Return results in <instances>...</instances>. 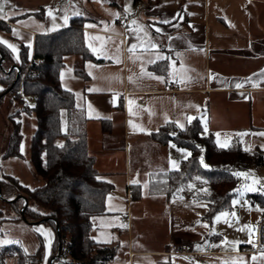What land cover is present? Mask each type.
<instances>
[{
	"label": "crops",
	"instance_id": "crops-1",
	"mask_svg": "<svg viewBox=\"0 0 264 264\" xmlns=\"http://www.w3.org/2000/svg\"><path fill=\"white\" fill-rule=\"evenodd\" d=\"M79 3L93 18L84 23V41L98 61L66 55L61 84L68 77L63 87L74 93L76 106L86 113L87 147L98 177L113 186L104 213L91 217L90 231L96 242H118L110 264H264L260 209L249 202L233 204L234 196L231 209L208 221L207 201L193 192L166 197L149 191L151 174L177 168L172 160L181 161L189 153L151 138L167 122L179 121L185 128L188 117L198 118L217 146L237 140L244 150L264 155V0ZM37 13L14 9L4 13L7 19L0 18L10 26L8 32L0 30V40L17 51L1 44L14 56L21 44L32 48L37 34L57 30L46 29ZM142 67L153 76H142ZM5 99L6 115L21 108L11 96ZM101 119L109 120L108 132ZM20 122L22 157L2 160L1 171L28 187L39 186L43 179L29 159L34 118L21 113ZM133 185L140 187L138 199L132 197ZM222 212L229 214L227 223L224 217L216 220ZM251 222L256 224L254 239ZM231 233L241 236L234 239ZM258 238V249L249 251ZM173 241L187 242L192 253H170Z\"/></svg>",
	"mask_w": 264,
	"mask_h": 264
},
{
	"label": "trees",
	"instance_id": "trees-1",
	"mask_svg": "<svg viewBox=\"0 0 264 264\" xmlns=\"http://www.w3.org/2000/svg\"><path fill=\"white\" fill-rule=\"evenodd\" d=\"M89 20L92 18L73 16L66 27L37 34L32 48L21 44L16 56L0 43V55L3 57L0 64V104L7 96L21 104L20 109L5 116L7 142L0 154V191L3 197L21 195L27 199V204L21 210L23 199L0 201L18 214L19 219L23 215L35 222L28 224L48 223L55 234L58 231L59 238L66 246L64 264H110L119 247L118 242L99 243L90 235L91 217L104 213L105 199L113 186L98 179L94 156L87 147L86 113L76 106L74 93L61 84L66 55L75 54L83 60L98 61L84 41L83 27ZM9 28L8 23L0 20L1 31L8 32ZM12 65L19 68L17 80L16 70H9ZM76 73L81 75L83 72L79 70ZM19 91L24 97L18 94ZM25 97L33 100L31 106L25 103ZM21 113L34 118L29 159L35 173L43 179V183L35 187H28L17 177L1 171L2 160L22 157ZM101 123L103 131L108 132L109 120L101 119ZM150 136L159 144L171 142L190 153L177 168L151 174L150 193L170 197L191 191L195 197L207 201L205 217L208 221L215 213L231 209L239 184L235 171L264 164L260 150H244L237 140H233L227 148L217 146L213 135L204 133L198 118L190 120L183 129L173 122H167ZM201 158L209 165L208 168L203 167ZM140 195V187L133 185L132 197L138 199ZM245 197L250 204L260 208V237L264 226V194L247 193ZM7 213L0 207V220L6 219L4 215ZM37 240V247L32 253L18 245L2 247L0 264H6L10 258L15 260V264H42V242L40 237ZM57 245L56 234V248ZM160 264L172 263L164 260Z\"/></svg>",
	"mask_w": 264,
	"mask_h": 264
},
{
	"label": "rangeland",
	"instance_id": "rangeland-1",
	"mask_svg": "<svg viewBox=\"0 0 264 264\" xmlns=\"http://www.w3.org/2000/svg\"><path fill=\"white\" fill-rule=\"evenodd\" d=\"M107 2H111V0H106ZM114 1V0H112ZM116 3L120 4L122 3V0H115ZM14 9L18 10H27V11H36L38 10L39 17L38 19H41L45 23L46 29H49L52 31V29H61L63 28L62 23L64 21V17H73L77 15H86V17H89L87 13H85V10H83L81 4L79 3V0H8V3L4 5V13L7 11H12ZM49 12H51V15H49ZM93 20V18H92ZM56 31V30H55ZM5 67V66H4ZM68 77H65V80H63V86H68ZM8 97V96H7ZM7 99H3V103L0 105V154L2 151L6 148V142H7V129L8 126L6 122V113L7 109L4 107V103H6ZM25 103L28 105L33 104V100H27L25 98ZM186 157V156H185ZM264 157V155H263ZM180 158L176 160H172V162H175L176 167L179 166ZM173 165V163H172ZM2 168V167H1ZM245 173L246 175L243 176H237L239 180V184L236 188V195L233 199V201L237 202H246L248 203L246 199L247 193H254V192H260L264 194V164L258 167H253L244 171H235ZM246 186H251L255 191H247ZM21 195H15L12 197H4L6 200L1 199V201L4 202H12L22 199V197H18ZM0 201V207L4 209L5 212H8L4 215L6 219L0 220V241H11L10 243H0V249L4 246L8 245H18L22 247L26 252L32 253L35 251L37 247L38 240L37 238H41L42 247H43V261L42 264H49L51 261V258L55 256L57 252L56 248V234L54 228L48 224L39 222L36 224H28L25 221H23V215L22 219L18 218V214H15L14 211H11L8 205L2 203ZM249 204V203H248ZM255 208L260 209L257 205H253ZM21 210H23V205L21 207ZM43 228V232H38L36 229ZM255 229L256 224L251 222L250 225V235L254 239L255 237ZM231 233L230 237L238 238L241 235ZM235 241V240H234ZM254 241V240H252ZM56 248V251H55ZM55 251V253H54ZM65 258L62 254L58 259L53 260V264H64ZM6 264H15V260L13 258H10L7 260Z\"/></svg>",
	"mask_w": 264,
	"mask_h": 264
},
{
	"label": "snow or ice",
	"instance_id": "snow-or-ice-1",
	"mask_svg": "<svg viewBox=\"0 0 264 264\" xmlns=\"http://www.w3.org/2000/svg\"><path fill=\"white\" fill-rule=\"evenodd\" d=\"M7 3H8V0H0V18H4V19H7V18H8V15L4 14V11H3V9H4V5L7 4ZM49 15H51V12H49ZM63 19H64V22L67 23V21H68V17L65 16ZM164 23H167V21H164ZM157 31H159V29H157ZM13 32H14V34H16V31H15V30H13ZM0 43H4V44H6L9 48L12 49L13 52H16V51H17L15 45L9 44L8 41H6V40H0ZM90 47H91V46H90ZM152 47L155 48L156 45L153 44ZM134 48H135V45H133V48L130 49V51L133 50ZM93 51L95 52L96 50L93 49ZM156 58H157V59H164V57H160V56H157ZM154 62H155V61H153V60H149V63H154ZM141 75H142V76H143V75H147V76H150V77L153 76L152 73L146 72V70H145L143 67H142V69H141ZM61 76H62V78H63V74H61ZM154 78H156V79H162V77H154ZM239 86H240V85H237V87H239ZM93 90H94V89H90V91H93ZM130 103H131V101H130ZM188 119L191 120L192 117H188ZM176 123H177V126H178V127H181V128L184 127V125L181 124L179 121H177ZM173 135H175V133H173ZM217 143L219 144L220 142L217 141ZM220 146H221L222 148H227V147H228V144H227V143H223V144H220ZM172 147H175V145H172ZM21 151H23V146H21ZM178 151H180V152H185L186 150H185V149H178ZM188 155H190V153H188ZM172 163H173V167H176L175 162H172ZM201 164H202L203 167H205V168H208V167H209V165H207V164L204 163L203 158H201ZM234 174L237 175V176H243V175H246L245 173H242V172H237V173H234ZM98 179H99V177H98ZM197 179H199V177H197ZM133 182L135 183V181H133ZM246 190H247V191H255L256 189H254V188L251 187V186H246ZM236 202H237V201L234 200V201H233V204H235ZM228 215H229L228 213H226V212H222V213H220V214L216 217V220H220L221 217H224V218H225V222L227 223V222H228V220H227ZM231 215H232V216H235V213L233 212ZM122 226H123V225H122ZM241 230H243V229H241ZM36 231H38V232H43L44 229H43V228H38V229H36ZM10 242H11V241H7V240L0 241V243H10ZM261 256L264 257V253H261ZM253 259H256V257L254 256Z\"/></svg>",
	"mask_w": 264,
	"mask_h": 264
},
{
	"label": "built area",
	"instance_id": "built-area-1",
	"mask_svg": "<svg viewBox=\"0 0 264 264\" xmlns=\"http://www.w3.org/2000/svg\"><path fill=\"white\" fill-rule=\"evenodd\" d=\"M143 6H144V4H143ZM18 94L20 96L24 97L21 91H19ZM25 98L27 100H31L30 97H25ZM125 220H126L125 217L121 218L122 222H124ZM258 246H259V238H258V242H257L255 247L249 246V247H247V249L249 251H255L258 249ZM65 251H66V246L61 241V247H60V250L56 253L55 260L58 259ZM170 253L175 254V255H190L192 253V249H191L190 244H188L187 242H183V241L175 242V241H173V242H171V245H170Z\"/></svg>",
	"mask_w": 264,
	"mask_h": 264
},
{
	"label": "water",
	"instance_id": "water-1",
	"mask_svg": "<svg viewBox=\"0 0 264 264\" xmlns=\"http://www.w3.org/2000/svg\"><path fill=\"white\" fill-rule=\"evenodd\" d=\"M2 59H3V57L0 55V64H1V62H2ZM12 69H15V70H16V77H15V80H17V79H18V76H19V68H18L17 65H12V66L9 68V70H12ZM9 70H7V71H9ZM18 197H22V196H18ZM0 198L6 200V198H4V197L1 195V191H0ZM22 199H23V201H24V203H23V208H24V206L27 204V199H26L25 197H22ZM23 221H25L26 223H35L34 221H29V220H27V219L24 218V217H23ZM56 234H57V237H58V245H57V252H58V251L60 250V247H61V239L59 238V233H58V231H56ZM57 252H56V253H57ZM55 256H56V254H55ZM55 256L52 257V259H51V261H50L49 264H53V260L55 259Z\"/></svg>",
	"mask_w": 264,
	"mask_h": 264
}]
</instances>
